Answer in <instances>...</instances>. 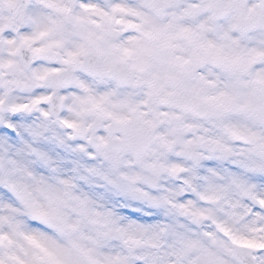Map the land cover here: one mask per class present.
Here are the masks:
<instances>
[{"label":"clouds","instance_id":"obj_1","mask_svg":"<svg viewBox=\"0 0 264 264\" xmlns=\"http://www.w3.org/2000/svg\"><path fill=\"white\" fill-rule=\"evenodd\" d=\"M0 264H264V0H0Z\"/></svg>","mask_w":264,"mask_h":264}]
</instances>
